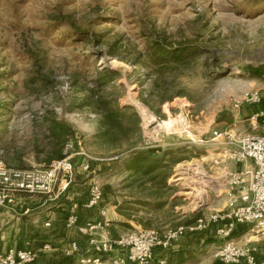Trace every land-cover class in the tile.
Returning <instances> with one entry per match:
<instances>
[{"label": "rangeland", "instance_id": "1", "mask_svg": "<svg viewBox=\"0 0 264 264\" xmlns=\"http://www.w3.org/2000/svg\"><path fill=\"white\" fill-rule=\"evenodd\" d=\"M152 44L187 51L177 64L161 62L150 58ZM255 91L259 104L233 107ZM263 99L264 0H0V159L11 168H43L60 159L66 144L74 148L68 190L26 201L34 218L39 212L49 222L43 230L52 248L44 256L48 264L58 253L49 213L87 198L92 183L102 188L100 208L119 236L161 234L222 210L225 177L215 161L224 150L212 133L264 134L249 121L263 110H257ZM106 100L124 110L123 129L108 135ZM138 107L153 116L149 122ZM137 151L149 155L141 159L144 169L161 161L151 176H164L163 184L131 171ZM86 156L93 161L84 172ZM86 213V221L99 219L97 210ZM70 234L66 244L76 241L79 255L96 254L85 237ZM204 236L201 251L199 240L187 241L189 250L185 238L173 244H185L182 256L165 264H223L214 257L222 239L214 231L197 239ZM230 240L252 245L264 259V227H240ZM77 258L64 255L63 264Z\"/></svg>", "mask_w": 264, "mask_h": 264}, {"label": "built area", "instance_id": "2", "mask_svg": "<svg viewBox=\"0 0 264 264\" xmlns=\"http://www.w3.org/2000/svg\"><path fill=\"white\" fill-rule=\"evenodd\" d=\"M260 102L258 91L249 92L239 100H234L233 107L239 109L244 104L256 105ZM249 121L252 130L264 128V109L253 113ZM212 136L213 140L222 141L224 150L223 158L215 161L217 165L223 164L225 177L226 200L222 210L212 209L206 215L197 217L193 223L167 229L161 234L153 230H140L110 239L102 235L111 227L107 210L100 208L102 188L92 183L81 208L86 211L97 210L99 219L77 225L78 215L74 208L66 220V228L85 237L88 250L97 255H79L78 244L72 241L67 255L78 256L74 264H103V257L114 251H125L126 254L113 258L111 264H165L164 259L153 261L155 248L168 251L181 239L211 231L223 241L215 254L223 264H264V259L256 256V249L252 245H238L230 240L240 231V227H264V134L238 138L231 131H214ZM73 152V144H66L62 158L49 162L43 168H11L0 159V206H4L18 193L40 194L48 198L53 196L54 199L64 194L73 181ZM90 161H93L92 158L86 156L80 165L84 172L91 169ZM229 165L240 166L241 169L231 170ZM45 225L49 226V223ZM51 251L49 245H43L36 251L10 248L0 254V264H33L40 253Z\"/></svg>", "mask_w": 264, "mask_h": 264}, {"label": "crops", "instance_id": "3", "mask_svg": "<svg viewBox=\"0 0 264 264\" xmlns=\"http://www.w3.org/2000/svg\"><path fill=\"white\" fill-rule=\"evenodd\" d=\"M258 109H264V108H257V110ZM255 111L256 110H254V112ZM237 168L241 169L240 166H238ZM77 195L80 194L78 193ZM28 199L30 198L20 197L15 195L11 197V200L6 202L4 206H0V254L6 252L10 248L36 251L46 244L45 243L46 238L43 232V230H45L44 221L46 220V215L45 218H43L41 214L38 212L36 214L37 217L34 218V215L31 214V210L28 204L26 203ZM85 199L86 198H83V200L81 201L72 202L69 206L67 207L65 206L66 208L59 209L60 207L59 208L56 207V209H54L52 212L49 213V216L53 221L52 231L54 232V235L52 237L55 238L56 242L58 243V247H56L55 249L58 253L55 254L50 264H63V256L65 255L66 258L67 255L66 249L69 248V244H66V242L69 241V239L71 238L70 236H73V234H70L71 231H69L66 228V220L70 212L74 208H76L75 211H77V215H78L77 225H81L87 219H91L87 216L88 212L86 213V211L83 208H81V204L84 203ZM76 205L79 206L75 207ZM88 214H90L91 217L93 213L89 212ZM102 235L110 239H115L116 237L119 236V234L116 231H113L111 229L106 232H103ZM202 235H198L193 238L186 239L184 242L188 244L187 241L191 242V240L193 239L196 241L199 240L198 245H199V250L201 251L203 249V243H206L208 241L207 240L208 238L206 236H204V238L202 239L200 238L197 239V237H200ZM77 238L78 240L79 239L82 240V238H80L79 236H77ZM188 245H189L187 247L188 249L186 250H189V248H191V244ZM180 247L184 248L185 244H183V246L180 245L172 246L168 251H163L160 248H155L153 250V261L156 262L159 259H164L165 262L167 263V260L170 257L171 259L174 260L177 259L178 257L182 256L181 255L182 253L180 252V250H178ZM205 248H207V246ZM168 252L169 255L171 254L170 256H168ZM87 253H89L88 250L85 254ZM125 254H126L125 251L123 252L114 251L109 255H105L103 257V264H111V260L113 258ZM44 256H46V254L40 253L33 264H48V262L45 261L47 258H45ZM91 256H96V254L95 255L92 254ZM213 264H216V261L213 262Z\"/></svg>", "mask_w": 264, "mask_h": 264}, {"label": "trees", "instance_id": "4", "mask_svg": "<svg viewBox=\"0 0 264 264\" xmlns=\"http://www.w3.org/2000/svg\"><path fill=\"white\" fill-rule=\"evenodd\" d=\"M170 51V50H169ZM186 49H181V48H174L173 50H171V52H168V50H164L162 48H159V46L152 44L151 45V52H150V58L154 59L156 61H164V62H172V63H179V61L181 60V57L184 55V53L186 52ZM101 98H99L100 100ZM101 104V102H100ZM102 105L104 106L105 109V114L103 116V121L102 124L104 126L107 127V130L105 133H103L104 135H108L111 131L113 130H121L123 129L122 126V120L124 117V110L120 109L118 106H113L111 105V103L109 101L106 100V102H102ZM125 109V108H124ZM136 127V126H135ZM136 133H138L139 129L135 128ZM62 156L60 154L57 155V158H61ZM133 158H134V171L135 173L142 171L141 172V177L147 178V181H149L151 183V185L155 184V185H160L163 184L165 181V177L161 176V179L158 180L157 177H152L151 174L155 171H157V169L160 167V160H154L153 163H151L150 165H148L149 167L147 169H144L140 164H142V160L143 161H149V155L145 152H134L133 153ZM142 159V160H141ZM139 179V178H138ZM146 180V179H145ZM16 196H20V197H38L39 200H41L42 198H44L43 195L40 194H26V193H18L15 194ZM123 217L127 218L128 220L131 218V216L127 215V214H121ZM196 220V218L194 219V221ZM193 221V222H194ZM136 222L141 225L142 227H144L145 229H152L151 224L148 222H142L139 220H136ZM191 222V223H193ZM190 224V223H188Z\"/></svg>", "mask_w": 264, "mask_h": 264}, {"label": "bare ground", "instance_id": "5", "mask_svg": "<svg viewBox=\"0 0 264 264\" xmlns=\"http://www.w3.org/2000/svg\"><path fill=\"white\" fill-rule=\"evenodd\" d=\"M138 108H139L141 118L149 122L150 121L149 119H151L150 117H153V116H148L147 110H145L143 107H138Z\"/></svg>", "mask_w": 264, "mask_h": 264}]
</instances>
